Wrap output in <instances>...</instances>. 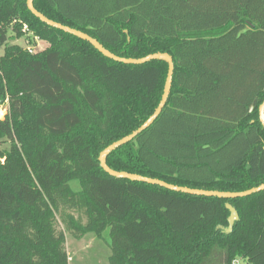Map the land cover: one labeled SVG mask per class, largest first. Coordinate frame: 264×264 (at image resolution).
I'll use <instances>...</instances> for the list:
<instances>
[{
  "label": "trees",
  "instance_id": "trees-1",
  "mask_svg": "<svg viewBox=\"0 0 264 264\" xmlns=\"http://www.w3.org/2000/svg\"><path fill=\"white\" fill-rule=\"evenodd\" d=\"M33 6L118 57H172L164 108L107 156L110 169L205 191L264 183V0ZM26 34L49 47L30 54L9 44ZM0 46V108L8 107L0 143L9 142L0 151V264H69L58 223L75 239L108 230L109 264H264V191L191 196L117 179L100 167L99 154L157 108L165 62H114L42 23L26 0H0ZM226 204L239 216L230 233Z\"/></svg>",
  "mask_w": 264,
  "mask_h": 264
},
{
  "label": "water",
  "instance_id": "water-1",
  "mask_svg": "<svg viewBox=\"0 0 264 264\" xmlns=\"http://www.w3.org/2000/svg\"><path fill=\"white\" fill-rule=\"evenodd\" d=\"M33 1L34 0H26L27 8L42 23L46 24L49 27L60 30L66 34L72 35L80 40L88 42L99 53H101L103 56H105L106 58L114 62L122 63L125 65H142L150 61H163L168 66L167 76H166L164 88H163V93H162L160 102L157 108L152 113V115L137 130L133 131L130 135L123 137L122 139L112 143L99 154L98 161H99L100 167L105 173L117 179H125V180H129L132 182L145 183L148 185L158 186V187L164 188L172 192L182 193V194L191 195V196L215 197L219 199H236V198H244L252 194L264 191V183L259 185L258 187H255V188L243 191V192L231 193V192L205 191V190L191 189L187 187H180V186L165 183L164 181H161L158 179L144 177V176H140L137 174H130L126 172H118V171L110 169L108 165L106 164L107 156L114 150L118 149L119 147L124 146L128 144L129 142H131L132 140H134L137 135H139L141 132L149 128L153 124V122L158 118L162 109L164 108L167 102L170 90H171L172 76L174 72V64H173L172 57L165 53L151 54L146 57L139 58V59H130V58L126 59V58L118 57L112 54L111 52H109L108 50H106L101 44H99L95 39H93L89 35L81 31L72 29L70 27L61 25L59 23H56L52 20H49L48 18L43 16L41 13H39L34 8ZM258 115H259V122L264 130V100L258 108ZM226 209L229 211V217L227 219L228 227L226 229V232L230 233L232 231L234 223L238 221L239 216H238L237 211L231 205L226 204Z\"/></svg>",
  "mask_w": 264,
  "mask_h": 264
},
{
  "label": "rangeland",
  "instance_id": "rangeland-1",
  "mask_svg": "<svg viewBox=\"0 0 264 264\" xmlns=\"http://www.w3.org/2000/svg\"><path fill=\"white\" fill-rule=\"evenodd\" d=\"M27 36H31V34L23 35L18 39H12L9 44L18 45L24 49L30 48L33 53L43 51L49 47V44L39 37H34L30 43ZM4 47L5 46H0V56L3 54ZM7 109V104L0 108V120L6 115ZM8 147L9 142L0 143V151ZM70 186L74 191L79 189L77 181L71 182ZM84 222L85 221H83V223ZM58 230L63 231L65 235V249L69 264H109L108 258L110 250L107 245V242H109L108 230H106L101 237L88 233L81 239H75L71 233L66 232L61 223H58ZM237 264L242 263L238 262Z\"/></svg>",
  "mask_w": 264,
  "mask_h": 264
},
{
  "label": "built area",
  "instance_id": "built-area-1",
  "mask_svg": "<svg viewBox=\"0 0 264 264\" xmlns=\"http://www.w3.org/2000/svg\"><path fill=\"white\" fill-rule=\"evenodd\" d=\"M23 31H27V26L24 25L23 26ZM27 51L30 53V54H33V51L30 49V48H27ZM238 262H234L233 264H237Z\"/></svg>",
  "mask_w": 264,
  "mask_h": 264
}]
</instances>
